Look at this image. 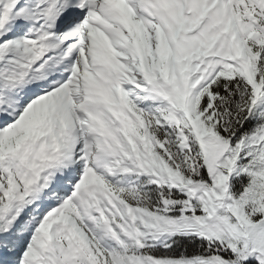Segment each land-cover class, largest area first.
<instances>
[{
    "label": "snow or ice",
    "instance_id": "1",
    "mask_svg": "<svg viewBox=\"0 0 264 264\" xmlns=\"http://www.w3.org/2000/svg\"><path fill=\"white\" fill-rule=\"evenodd\" d=\"M0 264H264V0H0Z\"/></svg>",
    "mask_w": 264,
    "mask_h": 264
}]
</instances>
